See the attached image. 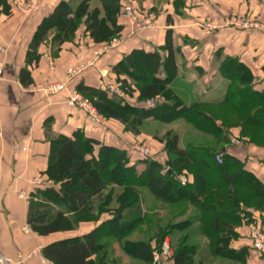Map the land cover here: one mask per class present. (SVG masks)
Returning <instances> with one entry per match:
<instances>
[{"label":"trees","instance_id":"trees-1","mask_svg":"<svg viewBox=\"0 0 264 264\" xmlns=\"http://www.w3.org/2000/svg\"><path fill=\"white\" fill-rule=\"evenodd\" d=\"M9 1L0 0L2 12L8 16L12 7ZM94 1L98 5L92 9L90 5ZM183 1L175 0L176 6L183 4ZM129 4L132 5L130 2ZM126 6L125 0H83L76 10H72L68 3L61 1L40 24L31 44V55H35L33 53L37 52L41 43H49L50 40L60 50L65 43L74 41L80 28H84L97 47L104 46L113 38L122 37L125 26L119 20L125 17ZM134 9L141 12L138 8ZM101 14H105L108 19L104 20ZM46 28H52L55 35L50 37ZM164 49L170 51L164 62L158 51L142 57L141 51L134 50L113 68L116 82L130 100L135 99L136 106L131 105L126 98H118L105 86L94 88L80 83L75 89L101 106L102 114L108 120H118L126 126L130 124L137 130L148 119L170 122L180 118L199 130L218 137V147L198 145L181 149L178 136H171L169 133L166 136L167 150L174 155V159L161 164L149 158L134 162L127 151L86 138L81 131L72 137H58L53 141L57 147L50 156L46 174L60 184V187L36 192V198L48 197L51 202L39 201L31 206L28 224L35 233L49 236L72 232L76 224L96 221L93 214L98 204L105 207L113 201V194L104 196L109 183L97 173H112L113 169L125 178V189L124 194L119 197V206L113 218L105 222L104 229L99 227L88 235L61 240L44 248L42 254L51 263L102 264V261L98 263L93 258L100 247L102 232L106 228L108 234L115 238H123L132 233L143 222L145 215L141 195L127 190L147 187L152 196L159 200L186 201L198 207L202 213L199 219L204 225V233L214 241V250L222 252L223 256L231 260L238 259L240 264H247L249 248L235 250L231 247L239 237L236 229L242 223L235 209L241 203H249L245 198L238 197L237 191L241 188L249 189L255 196L259 195L264 199V183L248 172L242 161L223 152L228 143V134L205 111V107L201 104L186 106L170 89L176 78L177 67L169 46V36ZM162 65L165 78L159 77ZM222 68L232 82L220 107L229 106L240 111L247 127L264 131V93L254 89L255 79L237 59L226 58ZM135 70L148 74V78H141L136 85H131L122 75L135 76ZM21 74L22 82L30 85L32 82L29 72L24 70ZM150 101L154 105L148 107L147 103ZM95 147H100L98 156L94 155ZM219 154L222 156L221 163L216 160ZM197 157L202 159L200 163L197 162ZM140 165L144 166L141 171L138 169ZM183 172L191 176L186 185H182L180 181ZM52 202L60 206L59 211L50 210L48 206ZM227 203L230 206L223 208ZM134 247L137 258L152 262L149 243H139ZM195 253L193 247L181 245L175 249L172 264H194Z\"/></svg>","mask_w":264,"mask_h":264},{"label":"crops","instance_id":"crops-1","mask_svg":"<svg viewBox=\"0 0 264 264\" xmlns=\"http://www.w3.org/2000/svg\"><path fill=\"white\" fill-rule=\"evenodd\" d=\"M61 1L76 10L83 0H45L41 11L33 16L22 15L17 10L8 16L0 7V131L3 133L0 139V251L10 254L11 249L14 250L16 260L25 250L17 239L21 235L17 231L26 224L28 202L33 197L36 199V192L46 185L45 181L35 184L34 180L48 171L55 136L72 137L81 131L86 138L127 151L134 162L152 157V153L145 154L138 147L134 153L135 140L124 131L122 123L113 127L118 121L109 120L112 123L106 127L94 125L82 111L69 107L70 88L53 95L43 91L50 84L66 81L67 70L71 67L88 64L93 57L91 50L97 47L84 28H80L74 41L65 43L60 50L50 40L41 43L33 53L35 55H31V44L40 24ZM129 2L144 16L152 18V26L133 33L128 19L121 17L120 24L125 27L119 37L120 44L95 65L87 67L71 89L80 83L94 88L104 87L106 83L115 84L113 68L134 50L141 51L142 57L158 51L164 62L170 52L164 49L169 36L177 67L170 89L186 106L220 107L232 82L222 68L226 58L237 59L246 67L255 79L254 89L264 93V33L209 27V22L218 13L264 15V0H184L179 6L175 0H165L164 3L160 0H127L125 3L128 5ZM24 70L29 72L30 85L21 80ZM159 71V77L165 78L163 65ZM129 103L136 106L132 100ZM146 122L157 121L148 119ZM188 146L198 145H180L181 149ZM205 147L216 148L218 144ZM225 147L223 152L225 150L242 161L246 170L264 183V154L261 150L229 144ZM94 149V155L98 156L100 147ZM152 160L161 164L167 162L158 158ZM139 167L144 169L142 165ZM20 191H24L27 200L18 196ZM87 230L82 229L68 237L85 236L90 231ZM239 233L242 238L233 242L231 247L235 250L249 248L251 253L245 233L242 230ZM247 264H264V261L250 255Z\"/></svg>","mask_w":264,"mask_h":264},{"label":"rangeland","instance_id":"rangeland-1","mask_svg":"<svg viewBox=\"0 0 264 264\" xmlns=\"http://www.w3.org/2000/svg\"><path fill=\"white\" fill-rule=\"evenodd\" d=\"M12 1L13 0H10L9 2ZM30 1L31 0H21V2L26 5H28ZM38 1V7L35 10L23 13V11L19 10L18 7H11V13L17 10L21 12L20 14L22 15L33 16V14L35 15L41 11L45 0ZM126 1L127 0H125V2ZM160 1H163L164 3L165 0ZM97 5L98 3L94 1L91 2L90 6L93 9L97 7ZM138 14L141 17L143 16L139 12ZM101 16L104 20L108 19L105 18V14H101ZM216 17H236L242 20L244 19L249 21L251 24L259 25V29L251 30L261 31L264 33V15L262 14L254 16V14L226 15L218 13ZM46 29H48L47 32L50 37L55 35V31L52 28ZM145 29L137 30L135 33ZM104 36L108 37V34H105ZM114 39L117 38H113L104 46L110 45L114 41ZM96 48L91 50L93 57L91 58V60H89V62H87L88 64L83 65L82 63L70 68H74L77 71H80L79 75H77L73 79L68 80V75L66 74L67 80L64 82H67V88H70L71 90L70 94L72 92H77L75 88L71 89V86L73 85L76 78L83 74L87 67H92V65H95L100 59L106 56V53L111 52L115 49H108L98 57H95V54L104 47ZM82 67H85L83 71L81 70ZM135 71L136 75L132 77H129L126 74L122 75L129 84L136 85L142 80L141 78H148V74L142 73L141 70ZM108 74L109 73H107L106 75ZM111 78L112 80L114 79L113 75H111ZM105 88L114 93L118 98H127L128 102H130V99L128 98L126 92L116 81L115 84L106 83ZM80 96L83 98V100L88 101L90 108L95 110V115L97 117H91L93 119H96L95 121L90 119L84 113L87 119L90 120L92 124H102L106 127V124L112 123L104 116V114H102L101 106L96 104L93 99L85 97L81 93ZM132 101L135 102V99H132ZM147 104L148 106H153L150 105V102ZM205 111L216 119L219 127L221 126L222 128L226 129V132L228 134V143L226 145L229 144V146H240L241 148L245 149L261 150V153L263 152L264 154V131H260L252 127H247L244 123L245 119L240 111L234 110L229 106L206 108ZM121 123V121H118V124L113 123V127ZM121 126L123 127L124 131L126 133H129V136H131L135 140L134 147H132L134 153L136 151V147H138V150L140 149L141 151L152 153V157H150L151 160L153 158H158L162 162H166L168 161V159H174V155H171L167 150L168 147L166 143V136L169 133H171L169 134L171 136H178L179 147L180 145L182 146L183 143H192L201 147H205L208 145L216 146L218 140V137L207 134L196 128L192 123L180 118L170 122L157 121L156 123H149L144 121L142 127L137 130L130 126V124L129 126L121 124ZM138 130L139 133H137ZM51 137L54 138V136ZM144 137L146 139H142ZM55 138L58 137L55 136ZM153 142L158 146L154 145ZM55 147H57V145H55ZM162 147H164V149H162ZM201 161L202 159L200 157H197V162L200 163ZM141 168L142 167H139V170H141ZM111 172L112 173L103 171L102 173H97L109 183L108 188L106 189L107 193H105L104 196H107L110 193L113 194V201L105 207H100L98 204V208L93 214V217L96 221L91 223L76 224V228L72 232L57 233L49 236H40L32 230V228L28 224L27 218L25 226H20V229L17 231V233L21 234L19 235V237H17V239L19 240L21 246L23 245L22 248L25 249L23 252V256H21L19 260H16V254L14 250L11 249V251L9 252L10 254H3L0 251V264H53L44 258L42 254L44 248H47L50 245L61 240L77 238L78 236H68L73 233H77L82 229L90 230L86 235L90 234L99 227L101 229H104L105 222L113 218V214L119 206V197L124 194L123 192L125 189L123 186V180L125 178L121 175L119 176L117 173H115V171H113V169ZM190 178V175H188L186 172H183V174L180 176V181L184 180L186 185ZM40 181H45L44 184L46 185H44V188L52 187L55 189H59L60 187V184L51 179L47 174H42L41 176L36 178L34 180V183L38 184ZM110 190H114V192L112 193ZM130 190L141 195L143 204L142 210L144 211L145 218L143 222L132 233L123 238H115L109 235L107 229L105 228L104 232H102L100 236V247L93 256V258L98 263L102 261V264H172V258L175 254V249H177L181 245H185L193 247L195 249L196 253L194 257V264H240V262L237 261L238 259L231 260L227 256H223L222 252L214 250V241H212V239H210L204 233V225L199 219V217H202V213L194 204L186 201L175 200L173 202H167L165 200H159L152 196L147 187H139L136 190L128 188L127 191ZM171 193V195H174V192ZM237 193L238 197L243 199L245 198V200H248L249 203H241L235 209V212L240 216L242 222L236 229L239 236L236 241H239L242 238L239 233L242 230L245 233L244 237L249 240L251 245V253H249L248 257L250 258V255H253L254 257H257V259L264 261V254L257 251L254 247V244H256V240L259 238V236H264V199L259 195L255 196V194L249 189L241 188L239 191H237ZM18 196L20 198H23L24 200H27L24 198V191H20ZM46 198L48 197L43 196L41 198L37 197L36 199L33 197L28 202L29 211L31 206L35 203H38L39 201H48L50 204V199ZM229 206L230 205L227 203L222 207L226 208ZM48 207L51 211L54 212L60 210V206L53 202ZM67 215L70 216V214ZM139 243L150 244L152 249V262H147L135 256L137 253L134 246ZM248 257L247 260L249 259Z\"/></svg>","mask_w":264,"mask_h":264},{"label":"built area","instance_id":"built-area-1","mask_svg":"<svg viewBox=\"0 0 264 264\" xmlns=\"http://www.w3.org/2000/svg\"><path fill=\"white\" fill-rule=\"evenodd\" d=\"M39 1L38 0H31L28 5L24 4L21 2V0H13L11 3L12 7H18L19 10H22L23 13L31 10H35L38 5ZM141 13V12H139ZM124 14L125 17L128 19L130 24L133 26V33H135L137 30L149 28L152 26V18L150 16L141 17L137 11H135L133 5H127L124 9ZM209 27L211 29H219V28H231L233 30H251V29H259L258 24H251L247 20H242L240 18H228V17H215L210 23ZM120 39H114V41L110 45L102 46L104 47L103 49L101 48L96 54L95 57H98L102 53L106 52L108 49H113L116 48L120 44ZM85 67H82L81 70L83 71ZM2 74V69L0 66V75ZM80 74V71H77L76 69L72 68L69 69L67 72L68 75V80L73 79L77 75ZM67 90V82H58L54 84H50L43 88V91H45L47 94L53 95V94H58L60 92H63ZM77 91V90H76ZM150 105H154L153 102L150 101ZM67 105L71 108H77L79 110H82L83 113H85L90 119L95 121L97 116L95 115V110L90 108L88 101L83 100V98L80 96V92H72L71 94L69 93L68 100H67ZM93 117V118H91ZM3 133L0 131V139L2 138ZM145 154H148L145 152ZM216 160L221 163L222 162V156L221 154L216 156ZM182 185H185V181L181 180ZM254 247L257 251L260 253L264 254V236H259V238L256 240V244H254Z\"/></svg>","mask_w":264,"mask_h":264},{"label":"water","instance_id":"water-1","mask_svg":"<svg viewBox=\"0 0 264 264\" xmlns=\"http://www.w3.org/2000/svg\"><path fill=\"white\" fill-rule=\"evenodd\" d=\"M224 152H225V150H224ZM157 264H159V263H157Z\"/></svg>","mask_w":264,"mask_h":264}]
</instances>
